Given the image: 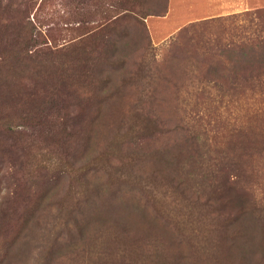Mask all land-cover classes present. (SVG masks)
<instances>
[{"label": "rangeland", "instance_id": "374dc122", "mask_svg": "<svg viewBox=\"0 0 264 264\" xmlns=\"http://www.w3.org/2000/svg\"><path fill=\"white\" fill-rule=\"evenodd\" d=\"M79 1L0 0V86H9L5 95L6 89L0 87V264H36L38 253L54 252L61 244L63 249L70 241L78 245L76 264H94L96 256L98 264L105 259L123 264L142 254L149 261L165 259L164 245L154 246L153 237L137 229L134 220L115 225L74 222L66 212L75 202L85 205L90 197L85 187L101 184L112 190L118 184L114 177L120 173L117 159L131 157V147L138 146L132 142L135 134H124L123 126L153 123L154 111L178 110L183 119V107L175 103L181 97L170 98L174 88L164 80L176 75L175 67L161 62L165 42L191 21L226 10L264 7V0H219L217 14L187 16L179 9L168 11V0L163 6L155 0H136L128 14L117 4L120 0ZM159 69L167 76L156 82L153 77ZM45 102L50 108L44 118L37 110ZM108 123H124L119 145L115 132L104 134ZM62 125L66 127L62 134H70L72 140L74 131L86 135L78 138L75 154L72 145L62 142ZM109 142L111 150L106 148ZM33 162L36 169L32 170ZM50 163L57 174L46 189L37 176L44 170L42 165L50 167ZM185 164L177 167L181 185L171 186L166 170L152 165L150 156L136 161L144 185L139 197L144 203L148 200L147 211L156 214L170 203L173 208L207 200L209 189ZM74 166L79 170L70 175ZM135 182L133 187L138 188L140 183ZM151 190L154 194L148 193ZM256 192L264 204V166ZM43 201L52 207L45 228L39 211ZM76 211L74 218L84 219ZM36 214L40 220L32 223ZM68 251L74 253V249ZM191 255L189 264H198V247ZM241 260L258 264L249 258ZM239 262L234 259L231 264ZM62 264L70 263L64 260ZM216 264L225 261L219 259Z\"/></svg>", "mask_w": 264, "mask_h": 264}, {"label": "trees", "instance_id": "16d2710c", "mask_svg": "<svg viewBox=\"0 0 264 264\" xmlns=\"http://www.w3.org/2000/svg\"><path fill=\"white\" fill-rule=\"evenodd\" d=\"M166 1L155 0L162 6ZM136 2L120 0L117 4L128 14L133 12ZM160 50L161 62L175 67L178 76L169 74L164 80L174 88L170 98L181 97L175 103H181L183 119L187 122L183 123L178 110L165 114L154 111L153 123L123 126L124 134H135L132 142L138 146L131 147V157L117 159L120 173L114 177L118 184L112 190L103 189L101 184L85 187L86 193H90L88 201L84 206L75 202L76 206L69 207L66 214L74 222L83 223L115 225L134 220L137 229L153 237L154 246L164 245L165 259L149 261L147 255L142 254L127 258L123 264H189L194 246L200 253L198 264H216L219 259L225 264L233 263L234 259L243 264L245 260L241 259L244 258L262 263L264 204L259 202L256 191L264 166V7L191 21ZM166 76L167 73L159 69L153 80L159 82ZM0 87L6 89L5 95L9 86ZM47 105V102L42 103L37 110L44 118L47 116L45 110L50 108ZM172 116H176L175 119ZM123 124L103 126L104 134L115 132L118 135L117 145L121 142ZM65 129L62 125L61 134ZM74 132V140L70 134L60 135L62 142L72 145L75 154L78 138L86 135ZM106 148L113 149L110 142ZM143 156H150L152 165L166 170L171 186L181 185L177 167L185 162L191 174L195 172L200 183L209 189L207 200L201 202L202 205L175 204L173 208L170 203L156 214L147 211L148 200L144 203L139 197L140 189L144 188L140 183L142 170L136 166V161H141ZM106 163L113 166L110 159H106ZM35 165L33 162L32 170L36 169ZM134 166L139 169L137 172ZM42 167L44 170L37 178L40 177V182L44 181L40 184L48 189L47 184L57 172L55 167L51 168V163L50 167ZM77 170L79 166H74L69 174ZM145 171L148 172L146 168ZM136 180L140 183L138 188L133 187ZM120 182L127 186L121 187ZM148 193L154 194V191ZM43 202L39 208L41 216H33L32 223L42 217L40 221L45 228L49 222L47 213L52 207L49 202ZM75 211L84 219H79V215L74 218ZM86 227L87 224L83 228ZM238 239L239 243L235 244ZM138 240H142L141 237ZM61 248L38 253L36 264H62L64 260L76 264L79 258L75 253L77 243L70 241L68 247ZM72 249L74 253L68 251ZM213 250L217 254H213ZM95 260L94 264H98L97 256ZM105 260L104 264H122L117 260Z\"/></svg>", "mask_w": 264, "mask_h": 264}, {"label": "crops", "instance_id": "0c3cea01", "mask_svg": "<svg viewBox=\"0 0 264 264\" xmlns=\"http://www.w3.org/2000/svg\"><path fill=\"white\" fill-rule=\"evenodd\" d=\"M227 1V0H222ZM235 1V0H234ZM219 0H168V11L179 9L185 13L182 14H189V16H201L204 14H217V10L220 9L218 4ZM224 8V6H223ZM237 10V8H236ZM237 11H224L222 13H218L219 15L222 14H230L235 13Z\"/></svg>", "mask_w": 264, "mask_h": 264}]
</instances>
